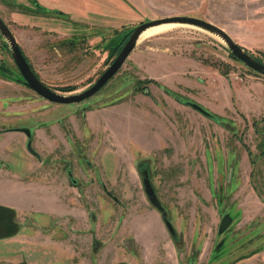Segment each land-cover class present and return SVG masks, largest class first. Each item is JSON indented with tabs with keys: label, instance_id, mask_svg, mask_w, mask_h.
<instances>
[{
	"label": "rangeland",
	"instance_id": "rangeland-1",
	"mask_svg": "<svg viewBox=\"0 0 264 264\" xmlns=\"http://www.w3.org/2000/svg\"><path fill=\"white\" fill-rule=\"evenodd\" d=\"M172 15L221 27L264 63V0H0L30 68L61 94L88 87L138 23ZM230 55L216 35L174 25L140 38L95 94L56 104L23 84L0 34V128H50L44 171L31 175L72 178L67 196L79 199L74 214L22 215L0 264H264V77ZM174 58L192 84L171 81L160 60ZM196 84L217 91L211 118L184 103L205 101ZM15 133L0 134V150L21 165ZM144 167L172 234L144 194Z\"/></svg>",
	"mask_w": 264,
	"mask_h": 264
},
{
	"label": "crops",
	"instance_id": "crops-1",
	"mask_svg": "<svg viewBox=\"0 0 264 264\" xmlns=\"http://www.w3.org/2000/svg\"><path fill=\"white\" fill-rule=\"evenodd\" d=\"M176 58H174L173 61L168 59L160 60L161 65L162 63L168 64L166 61L171 62L169 63L171 68L169 74L172 75V73H174L175 75V78H171L173 83L177 82L182 85L192 84L191 78H186L181 75L182 71L172 70V68H177L175 61L178 60ZM185 72L190 74L191 71ZM162 77L164 78L165 76L162 75L158 80L164 84V82H167L168 78L164 80ZM196 85L197 88L202 86L200 84ZM205 88H200L202 93H204L203 98L205 101H196H198L203 108L213 105L220 109V105L210 102V99H213L215 92L217 91ZM168 90L172 91L170 89ZM209 95H212V97L207 99L209 98ZM0 108H2L1 105ZM211 108L209 109L212 111ZM85 119L89 120V117L86 116ZM21 127L22 126L15 124L13 126L0 128V134L7 133L8 131H15L17 137L20 138L21 141H25L27 140V137L21 132ZM48 130L50 131V128ZM46 131L45 126H35L33 130H30L31 141L32 143H35L37 147L33 148L37 153V156L29 153L26 149L25 159H23L24 163L21 165L17 162L14 163L15 161L13 160L12 151L9 152L7 148L0 150V210H3V212L8 215H3L2 217L0 214V239H18L21 231L19 229L16 230L14 225L21 222L22 215L27 213L31 214L33 212H39L49 217H53L65 215L67 211L69 212V209L73 214L76 212V208L71 207L70 204L79 199L67 196L75 190L76 184L72 183V185L66 186L64 183H58L55 178L50 177V172L48 171H45V174H40L43 177H41V179L34 178L31 175L34 171H44L46 156H49L51 153L49 150H46V146L43 147L39 144L41 140H43L44 143H47V137H49L50 132L48 131L46 135Z\"/></svg>",
	"mask_w": 264,
	"mask_h": 264
},
{
	"label": "water",
	"instance_id": "water-1",
	"mask_svg": "<svg viewBox=\"0 0 264 264\" xmlns=\"http://www.w3.org/2000/svg\"><path fill=\"white\" fill-rule=\"evenodd\" d=\"M169 22L187 24L216 35L224 42L227 50L233 57H235L249 69L264 77V63L255 59L241 45L237 44L221 27L198 17L187 15H172L138 23V25L133 27V29L130 31L112 61L105 67V69L100 73V75L88 87L76 93L61 94L52 90L38 79L34 71L30 68L25 57L23 56L21 48L18 42L16 41L13 33L3 21L1 16L0 34L6 39V42L10 47L14 63L21 74V81L27 88H29L35 94L49 102L56 104H70L80 102L95 94L120 69L127 56L135 47L137 39L143 30L154 25ZM184 103L199 112L200 114H202L203 116L209 118L212 117L209 111H207L205 108H203L196 102L186 100L184 101ZM20 130L27 137V141L25 144L27 151L37 156V153L30 147V130L25 127H21ZM141 183L147 200L153 207H155L159 211L163 223L165 224L168 231L172 234L173 228L166 218L165 209L159 203V200L157 199L154 189L149 181L148 174L145 171L141 172ZM228 223L229 217L227 215H224L219 221L218 231L221 232L227 226Z\"/></svg>",
	"mask_w": 264,
	"mask_h": 264
},
{
	"label": "bare ground",
	"instance_id": "bare-ground-1",
	"mask_svg": "<svg viewBox=\"0 0 264 264\" xmlns=\"http://www.w3.org/2000/svg\"><path fill=\"white\" fill-rule=\"evenodd\" d=\"M179 24H181V23L169 22V23H161L158 25L148 27L140 33L137 41H139V39L144 37V36H148V35L160 32L162 30L168 29L174 25H179ZM183 25H186V24H183Z\"/></svg>",
	"mask_w": 264,
	"mask_h": 264
},
{
	"label": "trees",
	"instance_id": "trees-1",
	"mask_svg": "<svg viewBox=\"0 0 264 264\" xmlns=\"http://www.w3.org/2000/svg\"><path fill=\"white\" fill-rule=\"evenodd\" d=\"M128 34H129V33H128ZM126 36H127V35H126ZM124 39H125V38H124ZM124 39H123V40H124ZM120 45H121V43H120ZM120 45H119V46H120ZM118 50H119V49H118V46H117V47H113V49L111 50V51H112L111 54L114 53V54H113V58H114V56L116 55V53L118 52ZM251 55H252V54H251ZM230 56L233 57L232 55H230ZM252 56H253V55H252ZM253 57H255V56H253ZM113 58H112V59H113ZM255 59H257L258 61H260L258 57H255ZM0 73H1V71H0ZM70 89H71V88H69V87H65V88H63V90H70ZM167 92H168V91H167Z\"/></svg>",
	"mask_w": 264,
	"mask_h": 264
},
{
	"label": "flooded vegetation",
	"instance_id": "flooded-vegetation-1",
	"mask_svg": "<svg viewBox=\"0 0 264 264\" xmlns=\"http://www.w3.org/2000/svg\"><path fill=\"white\" fill-rule=\"evenodd\" d=\"M27 141V140H26ZM141 171H145L146 172V168L144 167V168H142V170ZM68 177H70V173H68ZM150 181V180H149ZM71 183H73V184H76L75 183V180L74 179H72L71 178Z\"/></svg>",
	"mask_w": 264,
	"mask_h": 264
}]
</instances>
